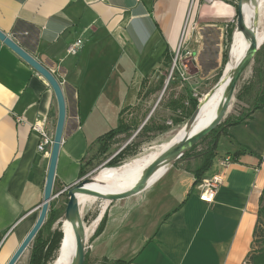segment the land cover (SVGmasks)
Instances as JSON below:
<instances>
[{"label": "crops", "instance_id": "0c3cea01", "mask_svg": "<svg viewBox=\"0 0 264 264\" xmlns=\"http://www.w3.org/2000/svg\"><path fill=\"white\" fill-rule=\"evenodd\" d=\"M237 3L0 0V30L65 81L67 116L54 192L79 180L99 137L117 126L123 108L139 100L143 80L170 64L182 39L200 73L226 67ZM78 39L83 42L78 53L68 54ZM43 118L55 130L53 88L0 40V264L8 263L40 214L51 150H38L39 134L31 124ZM241 145L252 152L219 165ZM192 160H177L143 191L115 200L90 260L242 264L253 247L264 189V107L219 138L216 158L203 176L223 175L212 202L200 198L196 177L186 168L196 167Z\"/></svg>", "mask_w": 264, "mask_h": 264}, {"label": "rangeland", "instance_id": "374dc122", "mask_svg": "<svg viewBox=\"0 0 264 264\" xmlns=\"http://www.w3.org/2000/svg\"><path fill=\"white\" fill-rule=\"evenodd\" d=\"M237 30V29H236ZM236 38V33H235ZM235 40V39H234ZM234 43L232 44L233 48ZM232 48L230 52V57L232 53ZM176 58V52L173 57V62L160 68V71L156 74H152L148 79V83L144 88V93L141 94L139 100L135 103V109L127 111L124 115V119L129 122L131 119H136L139 123V128L132 132L130 135L125 133L115 136L112 139L107 140L103 145L98 142L94 148H92L84 161L83 174L80 176V180L84 179H94L102 170L105 168H121L126 164H132L133 161L150 156L158 151H161L168 144H173V141L177 139L182 130L184 129L188 119H185L182 108L178 110L171 109L167 102L169 99H178L184 103L185 107H188L191 111L193 108L191 104L187 103L188 94L198 99L199 103L205 100L206 95L218 85V82L222 79L225 67L222 66L217 69L212 74L200 73L196 68L193 55L191 52L181 48L178 53V58L176 64L174 65V59ZM260 61L253 62L248 66L244 75L242 76L237 91H238L254 76V69L261 65L264 67V48L261 49V55L259 56ZM230 61V58L228 59ZM174 66V69H172ZM179 70H185L187 75V80H183L180 76ZM163 77L164 84L161 89H159L158 81ZM217 84V85H216ZM154 89L155 92L150 94V90ZM149 90V91H148ZM153 90V91H154ZM233 98L230 107L220 123V130L212 131L209 133L204 140L199 141L196 148L193 150L192 155H197L198 153L205 150L209 144L218 135H220L224 130L227 129V125L230 120L236 118L240 114L241 107L246 104L237 99ZM200 103V104H201ZM190 111V112H191ZM195 111V110H194ZM154 114L155 119L160 123L164 124L165 130H153L148 132H140L141 128L148 120V118ZM179 117V121H175V117ZM177 119V120H178ZM218 126V127H219ZM226 128V129H225ZM191 129H196L195 125H192ZM164 146V148H163ZM162 148V149H161ZM216 158V157H215ZM190 161L191 164L198 165L200 162L199 157L193 158ZM93 190L102 192L104 194H109V191L97 188H91ZM55 198L51 201L55 203V208H61V217L53 224L51 231L60 227L62 237L59 244L61 246L62 240L64 238V224L66 219H64L65 208L68 201V194L64 192L59 194L54 192ZM98 198L94 195L88 194V198L80 201L81 214L84 221L85 233L87 235H93L85 242V245L94 243V239L102 232L106 220L108 217L109 210L114 207L117 201ZM106 205V207H105ZM105 207V208H104ZM103 216L99 219L100 213L103 211ZM106 215L105 221L102 223L104 216ZM103 226L101 232H98L100 227ZM261 226L264 227V217L261 219ZM86 235V236H87ZM49 236V229L43 231V237ZM90 250H87V264H101V262L94 263L90 260L89 254ZM58 250H52L49 257L42 262V264H51L54 259L58 256ZM33 258V248L32 243L28 249L24 252L21 258L16 264H31Z\"/></svg>", "mask_w": 264, "mask_h": 264}, {"label": "water", "instance_id": "95a60500", "mask_svg": "<svg viewBox=\"0 0 264 264\" xmlns=\"http://www.w3.org/2000/svg\"><path fill=\"white\" fill-rule=\"evenodd\" d=\"M255 1L256 0H238L235 29L241 31L244 34V36L249 40V43L242 58L240 59V61L238 62L237 66L233 71L232 78L227 87V96L224 103L222 104L215 118L205 128L194 134L191 133L185 134L176 144L170 146L167 150L162 152L145 169L139 181L132 188L126 191L119 193L104 194L102 192L86 188L85 184L87 182H90L91 179H84L80 181L78 180L76 183L69 186L66 191L59 192V194H62L64 192H67L68 194V201L65 208L64 219L71 222L75 231V254L71 261V264H85V259L87 254L86 246H85V241H86L85 226H84V221L82 218L80 203L77 194L87 193L109 201H115L137 194L148 187V185L152 182L151 181L152 177L157 173V171H159L162 168H166L169 165L174 164L188 150H190L200 140H202L208 133H210L212 130H214L220 125V123L224 119L230 107L233 98L236 95L239 82L242 76L244 75V72L246 71L248 66L253 62L258 50L262 45L263 40H260L254 27L251 24H248L246 20V13L245 10L243 9V5L245 3L255 2ZM0 40L4 44H6L9 48H11L16 54H18L23 60H25L30 66H32L40 75H42L49 82V84L54 90L58 104V118L54 133V142L51 148L49 170H48L46 185L44 189V200L41 204L40 214L36 223L34 224L30 232L21 242V244L19 245V247L11 257V259L7 263V264H16L18 260L21 258V256L24 254V252L31 245L37 233L45 223L50 207V202L56 196L53 190L54 179H55L57 160L63 140L67 111H66V98H65L63 86L59 82L58 78L51 72V70L47 66L42 64L38 59H36L31 53L26 51L18 42H16L12 37H10L2 30H0ZM231 48H232V44L230 45L228 50V59L230 56ZM200 103L198 104L197 108L195 109L191 117L188 119L185 127L189 128L195 122L199 112Z\"/></svg>", "mask_w": 264, "mask_h": 264}, {"label": "trees", "instance_id": "16d2710c", "mask_svg": "<svg viewBox=\"0 0 264 264\" xmlns=\"http://www.w3.org/2000/svg\"><path fill=\"white\" fill-rule=\"evenodd\" d=\"M232 37V35H231ZM233 41V38L231 39V42ZM264 48V43L261 45L260 49L258 50L254 61L258 62L260 61L259 56L261 55V49ZM174 57V55H173ZM173 57L171 58V62H173ZM227 60H228V54H227ZM149 78H145L141 85V91L140 96L142 93H144V88L146 87L148 83ZM164 80L163 77L160 78L158 81V88L161 89L163 87ZM154 89L150 90V94L155 92ZM149 91V90H148ZM237 99L245 102L244 106L241 107L240 114L229 121L227 125V129L224 130L220 135H218L212 142L209 144V146L203 150L202 152L198 153L197 155H192L193 150L196 148L195 145L190 150H188L181 158L180 160H188L190 158L199 157L200 162L195 168H191L189 165L186 166L189 170H191L195 177V184H197L199 181L203 179V176L205 172L212 166L213 160L217 155V147H218V141L219 138L222 135H228V128L232 125L236 124H242V123H248L253 117L256 110L264 107V67L261 65H258L254 69V76L251 80H249L237 93L236 95ZM140 98V97H139ZM187 103L191 104V107L193 110L191 111L188 109V107H185L184 103L178 99H169L167 102V105L173 109L178 110L179 108H182L183 114L185 115V119H189L191 115L193 114L194 110L197 108L199 101L197 98L191 96L188 94L187 97ZM132 108L135 109L134 106H126L122 109L120 112V117L118 120V124L116 127L110 129L108 132L104 133L99 137L98 142L103 145L107 140L114 138L117 135L125 133L126 135H130L132 132L136 131L139 128V123L136 121V119H131V121L127 122L124 119V115L127 111L131 110ZM191 111V112H190ZM179 117H175V121H179ZM178 119V120H177ZM164 124H160L154 117V114H152L148 120L145 122L143 127L141 128L140 132H148L153 130H165ZM221 127H217L212 131L220 130ZM211 131V132H212ZM210 132V133H211ZM209 134V133H208ZM207 134V135H208ZM206 135V136H207ZM206 136L202 139L204 140ZM200 140V142L202 141ZM252 152L250 148L247 146L241 145V148L236 151L232 157L233 161H237L238 157L245 152ZM84 170L81 169L80 176H82ZM61 217V208H55V203L50 202L49 211L47 214V219L45 223L43 224L42 228L37 233L36 237L34 238L32 242V248H33V258L31 264H42L45 259L49 257V254L51 251L59 248V244L61 241L62 233L60 230V227L56 228L55 230L51 231V228L53 224ZM264 217V189L262 191V194L260 196V205L258 209V220L254 228L253 232V247L252 250L249 253L248 260L250 264H264V227L261 226V219ZM106 215L104 216L102 223L105 221ZM49 229V236L46 238L43 237V231L45 229ZM103 226L100 227L98 232H101ZM87 255V254H86ZM88 259L86 256L85 264H87ZM130 260H123L118 259L115 261H108L103 260L101 264H129Z\"/></svg>", "mask_w": 264, "mask_h": 264}, {"label": "bare ground", "instance_id": "6f19581e", "mask_svg": "<svg viewBox=\"0 0 264 264\" xmlns=\"http://www.w3.org/2000/svg\"><path fill=\"white\" fill-rule=\"evenodd\" d=\"M243 9L246 13V20L248 24H251L257 32L262 44L264 43V0H256L255 2L245 3ZM249 40L244 36L241 31H236V38L232 48L230 61L225 67V72L222 79L218 82V85L208 93L205 100L199 106V112L195 122L196 129L191 127H184L180 135L177 137L173 144L163 146V150L158 151L150 156L137 159L132 164H126L121 168H105L102 170L94 179L85 184L86 188L91 189H103L111 193H119L132 188L141 178L145 169L165 150L170 146L176 144L185 134H194L205 128L217 115L222 104L224 103L227 96V87L232 78L233 71L237 66L238 62L242 58ZM162 149V148H161ZM165 168L160 169L152 177L153 181ZM79 203L80 201L88 198L87 193L77 194ZM109 201V200H108ZM106 202V205L108 204ZM105 205V207H106ZM103 212L100 214L102 217ZM99 218V217H98ZM64 238L61 246L59 247L58 256L54 259L51 264H71V261L75 254V231L74 227L68 220L64 224ZM93 234V233H92ZM92 234L86 236L88 240Z\"/></svg>", "mask_w": 264, "mask_h": 264}, {"label": "built area", "instance_id": "2783aa9c", "mask_svg": "<svg viewBox=\"0 0 264 264\" xmlns=\"http://www.w3.org/2000/svg\"><path fill=\"white\" fill-rule=\"evenodd\" d=\"M204 3H213L216 0H200ZM229 2H238V0H226ZM82 40L78 39L76 42H74L72 45L68 46L67 53L74 55L77 54L80 47L82 46ZM184 40L179 44L178 50L176 51V58L174 59V65L176 64V60L178 58V53L180 52L181 48L184 46ZM174 69V66L173 68ZM51 72L54 74V71L51 70ZM180 76L183 80H187V75L185 70H179ZM56 76V74H54ZM57 77V76H56ZM58 78V77H57ZM59 80V79H58ZM61 85L65 83L63 80H59ZM31 128L33 131L37 132L39 134V143H38V150H40L43 153H48V151L51 150L53 142H54V133L55 130L52 128L50 122L47 118H43L41 120H36L31 124ZM233 162L232 155H225L221 159H219L218 163L220 166L225 167L226 165ZM223 183V175L221 173H217L211 177H205L201 181H199L196 184V187L200 191V198L203 201L206 202H212L215 199V196L217 194V191L219 187ZM68 187H65L62 191H66ZM61 191V192H62ZM87 241V240H86ZM85 241V242H86ZM86 251L89 249H92V244L85 245ZM242 264H250L248 258H246Z\"/></svg>", "mask_w": 264, "mask_h": 264}]
</instances>
